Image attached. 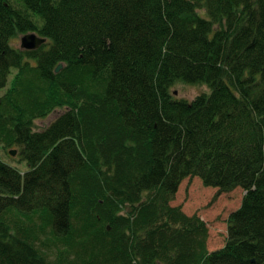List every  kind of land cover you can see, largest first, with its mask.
Here are the masks:
<instances>
[{"label": "trees", "instance_id": "16d2710c", "mask_svg": "<svg viewBox=\"0 0 264 264\" xmlns=\"http://www.w3.org/2000/svg\"><path fill=\"white\" fill-rule=\"evenodd\" d=\"M19 2L0 0V141L29 168L0 159V264H264V0ZM192 176L245 191L221 248L170 203Z\"/></svg>", "mask_w": 264, "mask_h": 264}, {"label": "rangeland", "instance_id": "374dc122", "mask_svg": "<svg viewBox=\"0 0 264 264\" xmlns=\"http://www.w3.org/2000/svg\"><path fill=\"white\" fill-rule=\"evenodd\" d=\"M11 1L14 5L22 7L19 0ZM23 34L18 33L13 37L10 40L11 45L21 48L20 38ZM15 71L16 69L13 68L10 72L6 86L0 89V96L10 86ZM170 90L174 97L192 100L196 95L208 92L209 88L205 84L176 82ZM59 113L60 110L55 109L42 119L36 118L34 129L38 130L46 127ZM13 149L15 154L9 152ZM18 152V147H5L0 141V159L24 173L29 167L27 162L20 158ZM244 192L241 187L219 192L216 187L203 185L198 176H192L182 180L174 199L170 203L181 206L182 210L188 215L197 214L206 222L208 228L207 249L212 251L224 246L228 235L227 218L232 211L240 206Z\"/></svg>", "mask_w": 264, "mask_h": 264}, {"label": "water", "instance_id": "95a60500", "mask_svg": "<svg viewBox=\"0 0 264 264\" xmlns=\"http://www.w3.org/2000/svg\"><path fill=\"white\" fill-rule=\"evenodd\" d=\"M20 47L21 49H35L46 41V37L39 36L36 32L30 31L21 36ZM63 64L59 63L55 67V72H58L62 68ZM11 154H15V150L9 151Z\"/></svg>", "mask_w": 264, "mask_h": 264}]
</instances>
